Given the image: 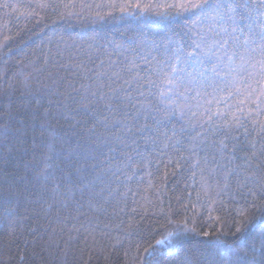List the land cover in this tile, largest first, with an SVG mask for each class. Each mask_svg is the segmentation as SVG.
<instances>
[{"label":"trees","instance_id":"obj_1","mask_svg":"<svg viewBox=\"0 0 264 264\" xmlns=\"http://www.w3.org/2000/svg\"><path fill=\"white\" fill-rule=\"evenodd\" d=\"M200 2L0 0V264H264L261 142L245 164L255 133L241 129L237 159L213 161L223 135L210 130L241 100L249 123L264 112L220 80L205 88L197 73L215 58L165 84L177 50L201 37L228 63L225 25L201 20ZM112 89L150 102L144 132L143 116L131 131L114 124L127 109H105Z\"/></svg>","mask_w":264,"mask_h":264},{"label":"snow or ice","instance_id":"obj_2","mask_svg":"<svg viewBox=\"0 0 264 264\" xmlns=\"http://www.w3.org/2000/svg\"><path fill=\"white\" fill-rule=\"evenodd\" d=\"M190 9L198 12L201 20L209 19L213 21L214 25H225V27L220 28V32L227 35L228 39H225L223 43L219 44L217 51L224 49L230 42L233 44V51L231 55L226 56L228 63L224 65V70L222 71L221 67L218 66L222 64V60L220 57L215 56L211 46H208L207 51H204V37L200 38V42L193 41L192 45L194 50L183 56L178 49L175 55L176 63L171 64L170 71H168L165 77V84L167 85L168 91H171L177 86L176 77L178 74L184 73L189 66L194 71L196 70L198 63L201 62V56L207 57L203 63H211L212 59L215 58L216 64H213L211 69L200 70L197 73V75L204 79L205 88L210 86V82L215 83V81L220 80L225 83L226 88L230 89L227 91V97L246 94V100L257 105L255 111L257 115H260L264 112V108L260 107V105H264V11H262L264 10V0H201L200 3L190 5ZM240 9H244L245 11L240 12L239 16H237L238 10ZM253 11L256 12V15H253ZM229 24L231 25L230 31L227 27ZM215 43L213 41V44ZM237 49L241 51L238 53L236 51ZM181 63L184 65L183 68L178 66ZM249 68L259 69L256 73L255 86L253 84V73L248 71ZM192 80H196V75L192 76ZM151 83V81L145 80L140 84V87L147 88ZM215 90L223 91L224 89L219 88V85H217V89ZM111 91L113 92V96L104 105L105 109L113 111L121 108L127 109L123 121H115L114 124H127L129 126L125 130L131 131L132 126H135L136 122L143 116L145 124L136 126V131L138 133L144 132L148 127L146 121L150 115V102L146 104H140L139 101L132 103L135 98L130 93H125L124 96H117L115 95V89ZM257 92H259V95H256ZM139 95L143 94L140 93ZM159 95L163 98L166 93L160 92ZM254 95L256 99L253 101L251 97ZM101 97H103V93H101ZM207 102L211 104L213 101L209 100ZM221 102V100L215 101L217 104ZM245 102V100L239 102L240 106L237 112L232 114L230 120L225 119L222 125H213L210 129L214 137L223 135V139L218 141L213 140L211 142L213 145V161L220 158L226 159L231 164L232 161L237 159L236 153L244 150V146L240 144L238 139L241 129L245 136H252L255 133V136L249 142V146L253 149L251 155L241 157L244 163L250 165L251 161L258 158L255 149L258 139L262 145L260 151L264 152V121L251 120L249 123V118L252 113L245 112L243 107ZM173 114L172 112H168L166 115L170 118ZM224 116V113H213L208 117V121H212L213 117ZM233 133L235 135H232ZM233 140L236 143H233L231 149H229L228 144ZM191 148L193 151H196L199 149V145L192 144ZM205 162L207 163V160ZM196 163H199V158ZM260 163H264V161ZM177 166L179 167V165ZM239 167L237 165V169ZM257 167H259V164H257ZM233 171L235 172L236 169H233ZM193 174L195 175V173ZM240 230L241 228L238 227L237 231ZM204 235L207 236L208 233H204ZM157 243L159 244L161 242L157 241ZM146 254L152 255L148 250H146Z\"/></svg>","mask_w":264,"mask_h":264}]
</instances>
